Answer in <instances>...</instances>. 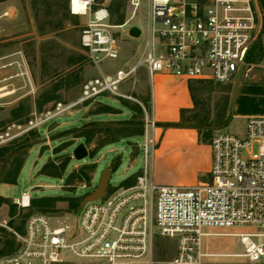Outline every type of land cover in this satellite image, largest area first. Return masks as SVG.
Returning <instances> with one entry per match:
<instances>
[{"label": "built area", "instance_id": "1", "mask_svg": "<svg viewBox=\"0 0 264 264\" xmlns=\"http://www.w3.org/2000/svg\"><path fill=\"white\" fill-rule=\"evenodd\" d=\"M143 2L148 29L141 53L133 63L102 72L105 62L120 58L119 33ZM128 9L130 17L116 25L99 0L69 1L73 15L88 17L80 43L99 74L82 84L77 100L59 102L24 124H12L0 133V146L102 96L133 100L121 88L142 68L151 83L164 73L227 85L240 76L248 78L255 67L248 57L264 28L259 0H129ZM141 107L146 139L135 183L112 187L75 214L31 215L23 232L13 231L17 248L1 257L0 264H205L212 254L204 251L203 238L215 235L209 230L241 228L250 232L234 234L244 248L239 256L264 264V115L245 116L242 135L212 138L208 181L161 185L154 180L158 125L153 105L151 115ZM254 144L259 145L256 153L251 151ZM32 198L24 191L14 203L27 209ZM158 238L176 242L171 258L157 260Z\"/></svg>", "mask_w": 264, "mask_h": 264}, {"label": "rangeland", "instance_id": "2", "mask_svg": "<svg viewBox=\"0 0 264 264\" xmlns=\"http://www.w3.org/2000/svg\"><path fill=\"white\" fill-rule=\"evenodd\" d=\"M69 1L17 0L15 7L11 8L14 14L0 20V133L12 124L28 122L34 113L46 112L59 102L69 103L77 100L82 84L98 75V70L90 63L80 43L81 30L88 17L73 15L69 10ZM99 2L108 9L114 8V12H111V24L118 25L122 22V17L123 21L130 17L129 0ZM116 4H120L117 10ZM147 8L146 2H143L134 19L119 33L120 58L105 62L103 67L116 70L136 61L148 29ZM131 27H138L143 33L137 42L126 34ZM259 40L264 47L263 33L257 41ZM78 58H81V61L76 63ZM252 63L255 67L250 71L248 78L240 76L230 84L208 87L200 97L201 104L197 112L201 116L210 112L213 120L217 113V103L222 104L220 100L225 93L229 95L227 117L232 116L231 122L228 127L217 130L215 135L243 134L247 122L245 117L233 116L237 98L245 85H264V58ZM144 71V68L140 69L137 75ZM71 74L78 77L79 84L60 90L57 93L58 100L46 103L42 110H39L38 104L43 101L44 95L50 93L54 85L65 81ZM136 79L137 77H134L123 84L121 91L129 93L127 87L136 86ZM151 89L152 83L148 80V90ZM203 100L205 102H202ZM131 103L136 104L133 100L102 96L98 101L79 105L62 117L0 146L19 147L23 143L31 145L26 154L15 153L9 159L0 158V196L9 200V204L0 206V258L6 255L4 251L12 244L16 250L17 243L13 231H23L31 215L45 214L57 217L77 213L86 198L98 188L103 172L113 170L112 165L118 160L120 163L114 169L106 193L111 187H124L130 178L136 179L144 162L145 113L142 108L144 134L137 136L135 133L139 125L136 119L141 116L135 113ZM104 105L113 107L118 113H99ZM144 106L151 115V103H145ZM17 109L21 112L20 118L13 115ZM81 132L93 133L91 142L75 137ZM127 135L130 136L125 137ZM158 143L159 138L156 135V147ZM80 144H85L89 151V157L82 161L76 160L73 155L74 149ZM258 148V144L252 145V153H256ZM14 159H22L24 163L16 184L12 185L4 181L12 179ZM92 165H95V170L85 169L91 180H79L80 171ZM46 167L48 172L58 170L61 178L42 174ZM73 174L77 176L70 180ZM24 191H30L32 199H35V203L31 200V206L27 209L19 208L14 203V199L20 197ZM73 197L80 199V207L77 210L69 208L68 199ZM209 231L233 233L248 229ZM156 246L157 260H166L174 255L176 242L158 238ZM203 248L215 253L241 254L244 251L240 238L235 235L205 237ZM204 262L254 264L245 258L225 256L206 258Z\"/></svg>", "mask_w": 264, "mask_h": 264}, {"label": "crops", "instance_id": "3", "mask_svg": "<svg viewBox=\"0 0 264 264\" xmlns=\"http://www.w3.org/2000/svg\"><path fill=\"white\" fill-rule=\"evenodd\" d=\"M16 4L17 0L1 1L0 13L2 16H0V20L13 15L14 12L11 8L12 6L15 7ZM138 39H134L135 42ZM101 71L111 73L115 70L102 66ZM136 77L138 84L132 88L127 87L129 93H122L131 95L133 101L140 106H144L145 103L153 105V116L158 125L156 135L159 138L154 155V180L161 185H193L201 181H208L212 167V150L209 143L200 140V134L196 129L167 127L168 124L180 122L182 110L194 108L190 92L192 81L159 73L155 75L150 91L148 90L147 71L145 70ZM131 104L133 105V103ZM234 117L241 116L235 115ZM209 232L215 235H234L240 232H250V230L233 233ZM204 251L212 254L208 258L240 257L239 253H215L207 249Z\"/></svg>", "mask_w": 264, "mask_h": 264}, {"label": "trees", "instance_id": "4", "mask_svg": "<svg viewBox=\"0 0 264 264\" xmlns=\"http://www.w3.org/2000/svg\"><path fill=\"white\" fill-rule=\"evenodd\" d=\"M3 0H0V2ZM260 6L264 12V0H259ZM120 8V4H116V10ZM110 13L114 12V8L110 7L109 8ZM125 21H123L122 17V22L119 23L118 25L123 24ZM262 33L264 34V28ZM264 58V47L263 43L259 40L257 43L253 46L252 51L248 57L249 62H255L256 60H262ZM81 61V58L76 59V63H79ZM79 84V79L78 77L74 75H68L65 81L59 82L56 85H54L52 91L50 93H46L44 95L43 101L39 102L38 104V109L42 110L43 106L48 103V102H53L58 100L59 96L57 93L62 90V89H69L70 87L76 86ZM223 86L222 84L215 83L213 81H202V80H197V81H192L190 84V92L192 95V99L194 102V108L190 110H182L181 112V120L179 123H173V124H168L167 127H175V128H190V129H196L198 130L200 134V140L204 143H209L212 138L215 136V133L217 130L224 129L229 126L232 116L227 117V111L230 103V98L227 93L224 95L220 102L222 104L217 103L216 105V116L212 120L210 116V112H206L203 116H201L197 111L199 108V105L201 104V99L200 97L205 93L206 89L208 87H219ZM212 90V89H211ZM127 102V101H126ZM202 102H205L204 100ZM129 103V102H128ZM206 105V103H204ZM236 109L235 115H242V116H250V115H264V85H245L240 93V95L237 98L236 101ZM134 111L137 115H140L141 117L137 120V124L139 125V129L136 130L135 135L137 136H142L144 134V121H143V111L142 107L140 105L133 104ZM99 113H108V114H113V113H118L116 112V109L109 105H104L102 111ZM13 115L17 118H20L21 112L19 109L15 110L13 112ZM130 123V122H129ZM94 134L93 133H87V132H81L78 133L75 137L85 139L86 142H91ZM130 135H127L125 137H128ZM112 143V142H111ZM110 143H107V145ZM21 146V147H20ZM19 147H2L0 148V158H11L12 154L14 155L15 153H20V154H26L27 149L31 147L30 144L28 143H23ZM14 151V152H13ZM14 165L15 168L13 170V176L12 179H7L4 182L8 184L15 185L17 182V178L21 172V169L23 167L24 160L22 159H14ZM120 160H118L117 163H114L112 165V171L114 172L115 168L119 165ZM95 165L92 166H87L84 169H82L79 173V180H86L89 181L91 178L87 176L88 174L85 172V169L88 170H95ZM42 174L47 175V176H52V177H59L61 178V174L59 173L58 170L55 172H48L47 167L42 171ZM77 175L73 174L71 176L72 180L74 177ZM136 181V179H129L126 181L124 187H128L133 185ZM112 188V187H111ZM109 190L108 192H111ZM69 208L70 209H79L80 207V199H77L75 197L69 198ZM32 203H35V199H32ZM2 204H9V200L5 197L0 196V206ZM11 226V225H10ZM20 230V229H19ZM21 232H23L21 230ZM15 251V247L12 244L10 248H8L4 253L6 255H9ZM5 255V256H6Z\"/></svg>", "mask_w": 264, "mask_h": 264}, {"label": "water", "instance_id": "5", "mask_svg": "<svg viewBox=\"0 0 264 264\" xmlns=\"http://www.w3.org/2000/svg\"><path fill=\"white\" fill-rule=\"evenodd\" d=\"M141 33L142 32L138 27H132L129 31L130 37L134 39L140 38ZM73 155L76 160L82 161L85 160L87 157H89V151L85 144H80L74 149ZM112 174H113L112 170H105L103 172L98 188L86 198V200L81 205L80 209L86 203L100 200L105 196L108 186L110 185Z\"/></svg>", "mask_w": 264, "mask_h": 264}]
</instances>
